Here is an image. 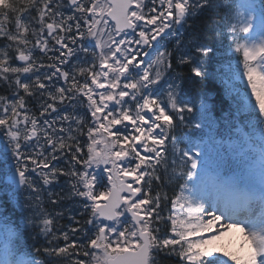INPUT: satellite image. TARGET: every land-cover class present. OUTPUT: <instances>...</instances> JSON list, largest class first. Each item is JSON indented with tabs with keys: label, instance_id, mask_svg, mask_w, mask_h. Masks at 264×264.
I'll return each mask as SVG.
<instances>
[{
	"label": "snow or ice",
	"instance_id": "6c2138e0",
	"mask_svg": "<svg viewBox=\"0 0 264 264\" xmlns=\"http://www.w3.org/2000/svg\"><path fill=\"white\" fill-rule=\"evenodd\" d=\"M0 197V264H264V0H0Z\"/></svg>",
	"mask_w": 264,
	"mask_h": 264
},
{
	"label": "trees",
	"instance_id": "16d2710c",
	"mask_svg": "<svg viewBox=\"0 0 264 264\" xmlns=\"http://www.w3.org/2000/svg\"><path fill=\"white\" fill-rule=\"evenodd\" d=\"M199 23H201V24H203L204 26H209L210 25V21H208L206 18H202L200 21H199ZM56 191H59V188H57V189H55ZM0 199H7V197H0ZM47 207H49V210L51 211L52 210V208H51V206L50 205H46ZM8 207L9 208H11L12 206L9 204L8 205ZM61 224H67L68 223V221L67 220H63V221H61L60 222ZM168 264H175V260H171V261H169L168 262Z\"/></svg>",
	"mask_w": 264,
	"mask_h": 264
}]
</instances>
